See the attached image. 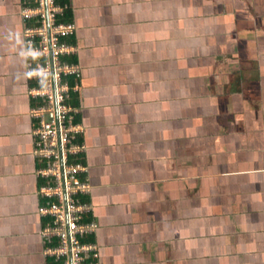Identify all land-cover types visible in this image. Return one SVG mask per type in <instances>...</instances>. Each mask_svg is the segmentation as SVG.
Listing matches in <instances>:
<instances>
[{"label":"crops","instance_id":"1","mask_svg":"<svg viewBox=\"0 0 264 264\" xmlns=\"http://www.w3.org/2000/svg\"><path fill=\"white\" fill-rule=\"evenodd\" d=\"M69 6L93 262L264 264V0ZM22 8L0 0V264H48Z\"/></svg>","mask_w":264,"mask_h":264},{"label":"built area","instance_id":"2","mask_svg":"<svg viewBox=\"0 0 264 264\" xmlns=\"http://www.w3.org/2000/svg\"><path fill=\"white\" fill-rule=\"evenodd\" d=\"M60 12L54 0H23L21 11L24 21H32L23 31L27 56L42 60L28 64L26 75L37 83L30 94L42 102L32 116L37 125L34 153L45 162L37 172L46 181L39 195L49 199L38 209L40 217L47 220L42 236L52 241L44 256L50 264H97L93 262L97 249L85 239L97 225L84 220L90 206L81 201L90 186L80 178L85 167L74 162L84 147L76 141L75 111L66 103L69 84L65 77H79L80 73L77 66L61 61L74 52L73 45L66 42L74 26L58 23Z\"/></svg>","mask_w":264,"mask_h":264},{"label":"trees","instance_id":"3","mask_svg":"<svg viewBox=\"0 0 264 264\" xmlns=\"http://www.w3.org/2000/svg\"><path fill=\"white\" fill-rule=\"evenodd\" d=\"M54 1H55V4L61 9V12L57 15V22L63 23V24L72 23V21H71L72 12H71V9L69 6V0H54ZM71 41L72 40H70L69 37L66 39V42H68L69 44H71ZM61 61L68 63V64H74V62H75L74 60H72L70 55H66V56L61 57ZM65 79L69 82L71 87H74L75 79H78V78H75L73 76H67V77H65ZM74 104H75V102H74ZM89 214H90V212L87 213L86 216L84 217L85 221H91L89 219L90 218ZM85 239H86V241L91 240V236H87ZM48 264H50V263H48Z\"/></svg>","mask_w":264,"mask_h":264},{"label":"clouds","instance_id":"4","mask_svg":"<svg viewBox=\"0 0 264 264\" xmlns=\"http://www.w3.org/2000/svg\"><path fill=\"white\" fill-rule=\"evenodd\" d=\"M71 76L75 77L74 75H71ZM79 77H80V76H79ZM79 77H75V78H79ZM68 84H69V82H68ZM73 88H74V87H71L70 84H69V92L72 91ZM68 95H69V93H68ZM68 99H69V96H68ZM68 99H67V101H66L67 104H68ZM68 105H69V104H68ZM80 154H81V153H80Z\"/></svg>","mask_w":264,"mask_h":264}]
</instances>
